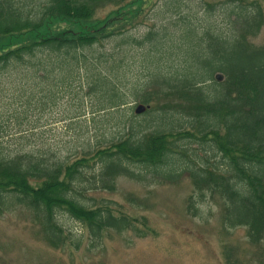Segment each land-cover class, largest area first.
I'll return each instance as SVG.
<instances>
[{
	"label": "trees",
	"instance_id": "obj_1",
	"mask_svg": "<svg viewBox=\"0 0 264 264\" xmlns=\"http://www.w3.org/2000/svg\"><path fill=\"white\" fill-rule=\"evenodd\" d=\"M105 2L113 0H0V96L6 78L21 76L32 86L78 84L102 109L119 110L129 99L147 107L129 117L117 139L87 141L72 162L0 145V215L23 207L50 248L79 250L81 238L62 227L61 217L96 244L104 231L131 229V220L108 205L81 202L87 175L93 188L112 191L118 177L142 181L152 173L172 183L187 174L199 196L221 201L227 229L244 227L249 243L264 249V47L247 42L263 23L259 2L233 6L228 36L181 31L184 54L173 70L131 88L121 82L127 68L114 71L127 53L104 51L115 38L125 41L126 32H106L109 23L93 19ZM54 23L62 24L56 33ZM157 83L161 90L146 92Z\"/></svg>",
	"mask_w": 264,
	"mask_h": 264
},
{
	"label": "rangeland",
	"instance_id": "obj_2",
	"mask_svg": "<svg viewBox=\"0 0 264 264\" xmlns=\"http://www.w3.org/2000/svg\"><path fill=\"white\" fill-rule=\"evenodd\" d=\"M238 1L113 0L99 4L93 19L109 23L106 32H126L125 41L115 38L104 51L127 53L114 71L124 67L122 74L127 68L121 82L131 88L146 85L156 72L173 70L184 54L180 40L184 29L232 33L228 13ZM257 1L263 23L247 42L264 47V0ZM61 25L52 24V32L61 30ZM5 83L0 96V145L11 153L46 150L56 160L72 162L81 157L87 141L104 144L121 136L129 117H138L134 109L142 105L129 99L119 110L102 109V101L86 88L55 87V80L50 88L42 81L32 86L21 76L6 78ZM28 86L35 88L31 91ZM145 89L153 92L161 87L157 83ZM190 149L197 150V145ZM144 175L142 181L118 177L112 191L93 188L94 180L86 176L81 202L108 205L114 214L131 220V229L120 234L104 231L96 244L73 220L61 217L62 227L81 238L79 250L67 245L50 248L25 208L3 212L0 264H264V249L249 243L244 227L227 229L221 201L208 193L199 196L187 174L172 183L152 173Z\"/></svg>",
	"mask_w": 264,
	"mask_h": 264
},
{
	"label": "water",
	"instance_id": "obj_3",
	"mask_svg": "<svg viewBox=\"0 0 264 264\" xmlns=\"http://www.w3.org/2000/svg\"><path fill=\"white\" fill-rule=\"evenodd\" d=\"M215 79L220 82L222 81V76L221 75H217L215 76ZM147 107L143 106V105H138L135 109H134V114L135 115H141L146 111Z\"/></svg>",
	"mask_w": 264,
	"mask_h": 264
}]
</instances>
